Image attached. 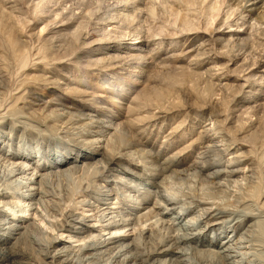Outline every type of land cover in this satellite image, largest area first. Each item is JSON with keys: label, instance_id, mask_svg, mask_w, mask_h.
<instances>
[{"label": "bare ground", "instance_id": "6f19581e", "mask_svg": "<svg viewBox=\"0 0 264 264\" xmlns=\"http://www.w3.org/2000/svg\"><path fill=\"white\" fill-rule=\"evenodd\" d=\"M226 2L224 11L217 0H0V245L10 246L0 264H264V111L253 88L264 75H249L264 58V0ZM31 20H47L35 39ZM168 28L193 43L154 53L152 38ZM221 28L227 37L213 35ZM240 54L251 64L228 69ZM112 66L130 75L90 72ZM169 67L181 79L153 73ZM229 78L243 82L234 94L250 89L233 113L222 97ZM92 79L104 91L87 98ZM183 81L196 104L175 102ZM48 86L58 97L23 102ZM199 148L206 161L190 160Z\"/></svg>", "mask_w": 264, "mask_h": 264}, {"label": "rangeland", "instance_id": "374dc122", "mask_svg": "<svg viewBox=\"0 0 264 264\" xmlns=\"http://www.w3.org/2000/svg\"><path fill=\"white\" fill-rule=\"evenodd\" d=\"M35 1H39V0H35ZM217 2H221L222 4H223V0H217ZM225 3L223 4V5H221V7H220V10H223L224 9V11L226 10L225 8H224V6L226 5V0L224 1ZM95 6L96 5H93L92 6V8L94 9L95 8ZM223 6V7H222ZM183 11H181L180 13H182ZM221 14V13H220ZM220 19H221V16L219 15L218 16V18L217 19H215L216 21H215V23H213L212 24V26H210L209 27V29H214L215 27V29H217V23H218V21H220ZM42 21V23L41 22H32V20H31V25L29 26V28L27 29V32H29V33H34V35L35 36H33V39H35V37L37 38V35H36V32H38L39 31V29L41 28V26H43L42 24L44 23V22H47V20L45 21V20H41ZM160 23V22H159ZM60 25V24H59ZM59 25H57L56 26V29L58 30V26ZM158 26H160L159 24H156V25H152V27L150 28L151 29V31H153V32H157V33H159V30L157 29L158 28ZM35 27H36V29H35ZM156 29H155V28ZM18 28H19V26H18ZM31 29H32V32H31ZM56 29H53V30H51L49 33L47 32V33H43V35L41 36L42 38H48V37H50V36H52L53 35V32H55L56 31ZM212 29V30H213ZM214 29V30H215ZM212 30H210V31H212ZM26 32V33H27ZM216 32H217V30H216ZM225 32H227V28H221V30H219L218 31V33H215V34H213L215 37H220V38H224V37H227L226 35H225ZM167 33H168V35H167ZM169 33H171L172 34V30L171 29H169L168 28V30L166 31V33L164 34L163 32L161 33V35H157V36H155V37H153L152 39H155V41H153L151 44H154V46H153V52L154 53H156V54H160L161 55V53H162V51H163V49H165V48H167V46L165 45V44H167V43H169L170 41H179V43H178V45L177 46H181V45H183L184 43H185V41H187L188 40V38L187 37H179V35H177V36H170L169 35ZM223 34V35H222ZM166 35V36H165ZM260 37L261 38H263L264 39V35L262 34V36L260 35ZM92 39H96L97 38V36H93V37H91ZM193 38H194V36H192V37H190L189 38V40H188V42L187 43H185V45H187V44H191V43H193ZM145 39V38H144ZM151 39V38H150ZM258 40V39H257ZM257 40H253L254 42L255 41H257ZM129 40H126V42L124 41V42H121L120 44H121V46L120 47H124V48H130V46H129V43L130 42H128ZM258 41H260L261 42V40H258ZM196 44V47L199 45V41H197V42H195ZM255 44V43H254ZM91 48H93V47H91ZM91 48H89L88 50H90ZM131 48H133V46L131 47ZM179 50H180V47H177ZM176 48V50L177 51H175L174 53H173V55L174 56H180V55H178L180 52H179V50ZM184 48V47H183ZM143 50H144V52H141L140 54H144L146 51H147V48H142ZM205 49H208V47H206ZM101 50H103V49H101ZM166 50V49H165ZM120 51V50H119ZM258 51V50H257ZM257 51H256V53H257ZM122 52V53H121ZM110 53V52H109ZM111 53H114V52H111ZM139 54V52H135V51H131V49H129V50H122V51H120V54H121V56H128V54L130 55V54H132V55H135V54ZM242 53V52H241ZM211 54V53H210ZM168 55H170V54H168ZM77 57L79 56L78 54L76 55ZM241 56V57H240ZM163 57H165V55H162V58ZM246 57V58H245ZM185 58V57H184ZM246 59L247 61H243V59ZM259 58V57H258ZM177 59V58H176ZM251 56H248L247 54H240L239 55V57H238V60H237V63H236V65L234 64V65H231V63L230 64H228V66H227V68L229 69H233V68H237V71L240 69L241 70V67H246L247 65H249V64H251L250 62H251ZM259 59H261V60H259ZM259 59H257L258 60V62H256V65L254 66V69H251L252 71H251V73H249V75L250 74H256V76H260V75H264V73H261L263 70H264V58H263V56H261ZM73 60L74 61H76L75 59H72V61L71 62H73ZM179 60V59H178ZM242 60V61H241ZM256 60V61H257ZM216 62V64H214L215 66H219V65H221V64H223V63H225V61H227V60H225V59H217V60H215ZM250 61V62H249ZM176 62V63H175ZM243 62V63H242ZM184 63L183 62H181V61H172L170 64H169V66H174V65H180V66H182ZM241 64V67H239V65ZM242 64H243V66H242ZM245 64H247V65H245ZM184 66V65H183ZM220 67V66H219ZM219 67H216L215 68V76H216V74H221L223 71L219 68ZM218 68H219V70H218ZM71 69H73L74 70V66L73 65H67V67H66V69H61V71L63 72V73H65V72H69V70H71ZM72 70V71H73ZM170 71V73H171V75H170V73H168V75H170V76H172V75H174L175 73H173V68L172 67H169V68H167V69H164V70H162L161 71V68H160V70H159V68H157V70L156 69H154V71H153V73H154V75L155 76H160L161 77V79H164V78H162L163 76H165L166 74H165V72L166 71ZM167 71V72H168ZM218 71V72H217ZM90 72H91V74H92V76L96 79V80H101L102 78H107L108 76H111L112 78L113 77H120V78H124V79H127V76L128 75H130L129 73H127L125 70H120V68H117V67H115V66H112L111 67V69H108V71H105L104 73H102V72H99L98 70H90ZM155 72L157 73V74H155ZM213 72V71H212ZM246 72V71H245ZM240 73V77H244V75L248 72H246V73ZM25 73H31V71H26ZM159 73V74H158ZM179 73V72H178ZM214 73V72H213ZM229 73V72H228ZM228 73L227 74H225V73H223V75L224 76H232L231 74H233V73H229V75H228ZM238 73V72H237ZM111 74H114V76H112ZM165 74V75H164ZM65 75H67V76H69V74H65ZM72 75L74 76V72L72 73ZM179 74H175L174 76H177V77H179L178 76ZM234 75H239V74H234ZM167 76V75H166ZM87 79H88V76H87V74H85L84 75V77L81 79V80H83V81H87ZM94 79V80H95ZM129 79V78H128ZM160 79V78H159ZM178 79H181L180 77L178 78ZM229 79H231V78H229ZM229 79H227L228 80V84H230L231 85V87H233V88H231L232 89V91H228L229 93H222V94H224V95H222V97L223 96H225L226 97V101H229V103H230V100H232L231 101V103L229 104V110L231 111V113H233L232 111L235 109V106H236V104H237V102L246 94V92H249L250 91V89L248 88V87H246L247 85H245V87L242 89L243 91H242V93H238L237 95L236 94H234V93H236V92H239L238 91V89H236L237 87H235L234 85H236L237 84V86H239V85H241V84H243V82L242 81H240V80H237L236 82H233V79H231V80H229ZM94 80L92 79L90 82H88L87 84H85L86 85V92H88V94H87V98H89L90 97V95L89 94H96V93H98V94H96V95H99V93H102L103 91H104V87H102V88H96V86L94 85H90V83L91 84H93L94 83ZM133 80H135L134 78H132L131 79V81H133ZM213 81H214V79H212ZM60 81H63V80H60ZM130 81V82H131ZM141 81V80H140ZM140 81L139 80H136L134 83H133V86H134V89L135 88H137V89H141L144 85H142L141 83H140ZM181 81V80H180ZM183 83V84H182ZM180 84H182V85H179ZM177 85H178V87H179V89H178V87H175V86H177L176 84H174L173 86V88H172V90H173V96H174V98H177V99H175V102L176 103H178V102H181V105H184V103L185 102H187L186 104H191V102H194L195 101V104L197 103V100H194V98H193V96L192 95H190L191 94V92L190 93H188V92H186V94L184 93L185 91H183V90H186L185 89V85H186V88H187V90L189 89V88H191L190 87V85L188 84V82L186 81L185 83H184V81L183 82H180V83H178ZM193 84V83H192ZM72 85V84H71ZM188 85H189V87H188ZM181 86H183L184 88H182V91L180 90L181 89ZM192 86V85H191ZM194 86V85H193ZM262 86V85H261ZM261 86L260 87H256V86H254L253 88H255L256 90H258V92L260 91V90H264V88H261ZM105 88H107V87H105ZM94 89V90H93ZM95 89H96V91H95ZM177 89H178V91H177ZM234 89V90H233ZM186 90V91H187ZM235 91V92H234ZM174 92H177L178 93V96H176L175 95V93ZM231 92V93H230ZM256 93L257 95H258V97H257V104H259V103H261L260 104V106H263L261 109H262V111H264V92L262 93V94H259V93ZM176 93V94H177ZM180 94V95H179ZM193 94V93H192ZM58 95H59V93L57 92V91H54L52 88H50V86H48V87H45V88H40L39 87V89L38 90H36L35 91V93L33 94V95H28V96H26V97H24L25 98V101H23L24 103L26 102V105L28 106V107H32L33 105H35V104H38V103H41L42 101H47V100H49V99H51V98H56V97H58ZM185 95H189V97L188 96H185ZM235 95V96H234ZM30 96V97H29ZM192 96V97H191ZM190 97H191V99H190ZM190 99V101H189V99ZM220 98H221V96H219L218 97V99L220 100ZM216 99H217V97H216ZM40 100V101H39ZM186 100V101H185ZM183 101V102H182ZM245 101H247L246 103H245V106H248V105H252V104H250V101H254V99H249V100H245ZM244 101V102H245ZM219 102H221V100L219 101ZM126 103V104H125ZM125 103H123V104H121V106L123 107V106H125V105H127V103H128V101H125ZM249 103V104H248ZM125 104V105H124ZM179 104V103H178ZM194 103H192V106H194L193 105ZM30 105V106H29ZM180 105V106H181ZM21 106H23V104H19L18 105V107H21ZM237 109V108H236ZM78 113H80V114H89V115H92L93 116V118H97V117H100L97 113H94V112H89L87 109H84V108H77V109H75ZM75 111V113H77ZM188 112V111H187ZM204 112V113H203ZM203 112H195V111H192V112H190L189 114H188V117L190 116V122H196L198 119H199V116L200 117H202V118H206V115L208 114V111L207 110H205V111H203ZM182 112H179V114L178 115H180ZM198 113V114H197ZM230 113V112H229ZM230 113V114H231ZM264 113V112H263ZM197 115V117H196V120H194L193 118H195V115ZM96 115V116H95ZM247 117V116H246ZM246 117H245V119H246ZM256 117H258V115L256 116ZM256 117L254 116V117H252V121H255V119H256ZM260 118V120H258V121H260V123L261 122H263L264 121V115H262V116H260L259 117ZM239 119V118H238ZM241 119H242V117H241ZM243 119H244V116H243ZM244 119V120H245ZM175 121V120H174ZM168 124V122L167 123H164V126L166 127L165 128V131H167L168 130V126H169V124ZM264 124V123H263ZM264 127V126H263ZM186 129L187 130H189V126H186ZM159 139V140H158ZM162 140V138H160V136L157 138V140H156V147L157 146H159L160 145V141ZM184 140V139H183ZM205 147V146H204ZM201 148V147H200ZM200 148L197 150H194V152H191V154L189 155V157L188 158H190V160H197V161H204L206 158H203V159H201V156L199 155V153L202 151V150H205L204 148L203 149H201L200 150ZM149 149V150H148ZM155 149H157V148H154V150L152 149L151 150V148L150 147H147V149L146 150H148V151H150V152H154L155 151ZM168 154V153H167ZM199 155V156H198ZM206 161V160H205ZM206 163V162H205ZM261 165V168H260V173L262 174V176L264 177V162H263V165L262 164H260ZM263 166V167H262ZM140 173V172H139ZM0 247H1V251H0V255L1 254H3V253H5V252H7V249H9L8 247H10L9 245H3V244H1L0 245ZM3 248V249H2ZM7 248V249H6Z\"/></svg>", "mask_w": 264, "mask_h": 264}]
</instances>
